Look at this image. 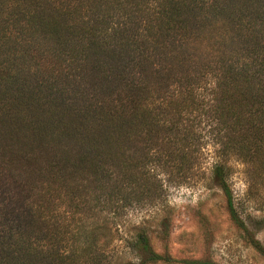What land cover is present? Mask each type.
<instances>
[{
	"label": "trees",
	"instance_id": "1",
	"mask_svg": "<svg viewBox=\"0 0 264 264\" xmlns=\"http://www.w3.org/2000/svg\"><path fill=\"white\" fill-rule=\"evenodd\" d=\"M199 109L264 171V0H0V264H109L83 221L188 165ZM134 250L164 259L142 232Z\"/></svg>",
	"mask_w": 264,
	"mask_h": 264
},
{
	"label": "rangeland",
	"instance_id": "2",
	"mask_svg": "<svg viewBox=\"0 0 264 264\" xmlns=\"http://www.w3.org/2000/svg\"><path fill=\"white\" fill-rule=\"evenodd\" d=\"M193 114L196 121L187 127L188 165L182 167L176 161V166L172 161L167 172L156 171L147 180L149 189L144 183L133 195L125 194L123 197L132 201L129 205L121 201L123 208L117 214L83 221H95L100 227L101 253H106L109 264L141 263L139 251L134 250L138 232L144 233L153 252L164 258L148 264H264V255L256 248L264 249V171L242 163L239 153L219 152L218 147L228 138L217 135L215 125L203 119L199 122V117L208 116L206 111L199 109ZM163 159L165 156L159 163ZM220 160H225L228 168L227 186L238 223L231 218L222 190L211 180V170ZM89 199L87 206L103 208L102 202ZM80 224L79 220L66 223V238Z\"/></svg>",
	"mask_w": 264,
	"mask_h": 264
}]
</instances>
